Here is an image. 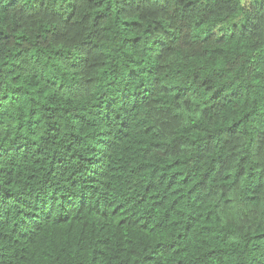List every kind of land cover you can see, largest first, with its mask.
I'll use <instances>...</instances> for the list:
<instances>
[{"label":"trees","instance_id":"1","mask_svg":"<svg viewBox=\"0 0 264 264\" xmlns=\"http://www.w3.org/2000/svg\"><path fill=\"white\" fill-rule=\"evenodd\" d=\"M0 264H264V0H0Z\"/></svg>","mask_w":264,"mask_h":264}]
</instances>
